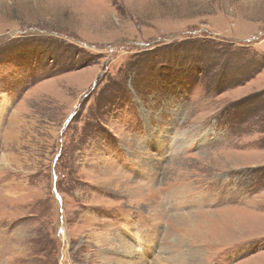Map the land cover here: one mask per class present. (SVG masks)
Here are the masks:
<instances>
[{"label":"rangeland","instance_id":"1","mask_svg":"<svg viewBox=\"0 0 264 264\" xmlns=\"http://www.w3.org/2000/svg\"><path fill=\"white\" fill-rule=\"evenodd\" d=\"M193 263L264 264V0H0V264Z\"/></svg>","mask_w":264,"mask_h":264},{"label":"trees","instance_id":"2","mask_svg":"<svg viewBox=\"0 0 264 264\" xmlns=\"http://www.w3.org/2000/svg\"><path fill=\"white\" fill-rule=\"evenodd\" d=\"M199 57L195 54H193L192 52H188L183 58H181V60L176 63L179 66H184V64L189 63L192 67H194L195 69H197L198 64H199ZM228 60V59H227ZM146 67H149L148 65H145ZM230 66H228L226 68V70H223L221 73L218 74V76L210 81H208V83L206 84L205 89L207 90H214L216 92V94H220L224 91H227L229 89H233L235 87H240V86H244L246 83H248L249 81H251L253 79V77L257 74H260V69L257 68H253V67H245V69L242 70H231V74L232 77L236 74V73H241L243 75V79L245 78V80H241L239 82H233L231 83L228 82L225 79V74L230 70ZM256 69V70H253ZM138 70V69H137ZM147 70V68L144 70V72ZM190 71V70H189ZM191 73H182L181 74V78L182 80H187L189 83H193L195 80V76L197 74H199L197 71H193L191 70ZM185 74V75H184ZM135 80V79H134ZM138 81V79H137ZM118 85V84H117ZM184 85H180V87H182Z\"/></svg>","mask_w":264,"mask_h":264},{"label":"bare ground","instance_id":"3","mask_svg":"<svg viewBox=\"0 0 264 264\" xmlns=\"http://www.w3.org/2000/svg\"><path fill=\"white\" fill-rule=\"evenodd\" d=\"M195 261V260H194ZM198 261V260H197ZM194 264V263H193Z\"/></svg>","mask_w":264,"mask_h":264}]
</instances>
